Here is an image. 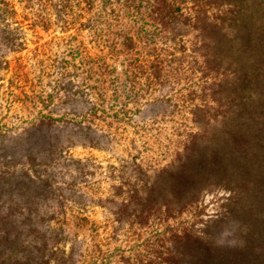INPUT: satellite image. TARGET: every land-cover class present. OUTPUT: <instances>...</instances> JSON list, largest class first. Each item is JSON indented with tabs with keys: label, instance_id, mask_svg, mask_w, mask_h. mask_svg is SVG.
<instances>
[{
	"label": "trees",
	"instance_id": "obj_1",
	"mask_svg": "<svg viewBox=\"0 0 264 264\" xmlns=\"http://www.w3.org/2000/svg\"><path fill=\"white\" fill-rule=\"evenodd\" d=\"M15 1L0 0V90L13 69L33 112L0 127V264H264V0ZM29 30L60 35L34 44L27 83ZM174 116L163 164L69 153L128 129L148 150ZM90 206L129 251L71 234L95 228Z\"/></svg>",
	"mask_w": 264,
	"mask_h": 264
},
{
	"label": "rangeland",
	"instance_id": "obj_2",
	"mask_svg": "<svg viewBox=\"0 0 264 264\" xmlns=\"http://www.w3.org/2000/svg\"><path fill=\"white\" fill-rule=\"evenodd\" d=\"M14 6L18 14H22L21 9L15 0H12ZM29 44L28 50L23 52L22 55L26 58L27 67L26 70L33 72L35 71V66L29 67V65H33L35 62V55L30 51L35 47V43H43L49 41L54 34L60 35L58 33H53L52 31L48 34L41 32L40 30H29L27 32ZM81 38L84 42H87V34L85 32L81 33ZM62 47H60V50ZM9 60L11 61V67L13 68L15 63L13 61V57L9 56ZM25 68L21 71L23 72ZM38 69L36 72L29 74L24 78L25 81L32 82L35 81L36 76L38 75ZM13 69L10 68V71L3 75L4 87L0 90V127H2L6 131H14L17 130L21 125H23L26 120L29 118L30 114L33 112L32 109H28L29 104H24L22 101L17 100L20 94V89L28 90V86H23V83L17 82V79L13 77ZM12 78L13 83L9 84L8 80ZM8 83V84H7ZM38 90V89H36ZM30 93V91H28ZM179 117H169V120L161 123L159 125V131H152L150 134L155 135L157 141L150 139V144L148 150H145V145L143 144V139L139 138L137 135L133 134L132 129H128V133L123 136L124 140H120L116 143L111 149L108 151L94 150L90 148L83 147H74L69 153L72 157L78 159L91 158L96 161V163L101 164V166L106 167L108 164H116V161L121 158H126L127 154H131L134 156H141L146 160H149L152 163L163 164L167 162V159L163 157L165 151L166 139L169 135H171L172 130L178 127L177 120ZM156 128V127H154ZM150 135H148L149 137ZM135 138L137 140L136 151L126 149V143L130 138ZM147 137V138H148ZM99 190L92 189L90 190L97 195L100 192L106 189L105 183L101 182L99 184ZM85 216L95 225V228L87 226L83 229L73 230L72 235L77 233L79 240L83 242L84 248L90 249L93 244L99 243L101 249L105 252H112V254L118 253L122 250H128L129 246L132 245V242L123 236V233L117 234L114 236L110 224L108 223V216L105 211L99 207H87L85 211ZM108 225V226H107ZM71 235V236H72ZM129 251V250H128ZM129 252L125 253V256L128 255Z\"/></svg>",
	"mask_w": 264,
	"mask_h": 264
}]
</instances>
